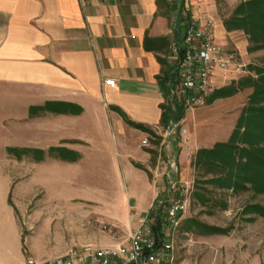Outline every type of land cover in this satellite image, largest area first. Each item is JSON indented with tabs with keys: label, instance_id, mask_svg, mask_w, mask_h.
I'll list each match as a JSON object with an SVG mask.
<instances>
[{
	"label": "crops",
	"instance_id": "1",
	"mask_svg": "<svg viewBox=\"0 0 264 264\" xmlns=\"http://www.w3.org/2000/svg\"><path fill=\"white\" fill-rule=\"evenodd\" d=\"M240 1L0 0V102L9 100L21 105L22 111L14 114L16 119L38 120L37 130L36 124L26 122L24 128L33 127L35 132L56 136L55 142L42 137L38 148L54 143L57 147L90 152L81 154L78 150L80 155L75 159H52L59 169H70L69 176L64 174L67 181L68 177L81 175V166L95 157L94 152L101 159L106 158V165L115 172L121 166L134 183L136 213L145 216L161 193L156 188L158 182L155 184L146 173L150 153L141 145L142 138L158 136L160 164L166 170L172 162L176 168L182 164L184 169L187 161L176 135L166 134L171 123L185 116L184 112L180 119L175 118L176 110L183 107L169 93L177 83L184 27L193 19L203 21L209 17L215 23L217 42L224 45V38L237 30H226L223 21ZM222 6L226 7L225 12ZM246 43L239 39L234 45L242 53ZM232 63L235 65L231 62L227 73L219 72L213 77L216 85L225 87L238 81H234L236 71ZM165 68L170 73L163 89L158 77ZM108 78L114 79V87L104 84ZM252 91L247 86L230 96L212 100L207 97V105L188 117L194 142L210 141L194 133L197 123L202 127L210 118L207 110H219L214 116L217 119L222 113L238 111L241 105L229 130L221 125L213 134L222 136L213 145L227 141ZM33 111L36 113L31 116ZM112 134L116 137L110 138ZM22 145L37 148L36 141L31 139L24 140ZM98 163L105 164L101 160ZM170 176L169 170L164 171L163 186ZM69 183L77 188L71 179ZM115 188L116 194H128L118 192L121 184ZM2 229L0 264H23L19 228L11 246L10 232Z\"/></svg>",
	"mask_w": 264,
	"mask_h": 264
},
{
	"label": "rangeland",
	"instance_id": "2",
	"mask_svg": "<svg viewBox=\"0 0 264 264\" xmlns=\"http://www.w3.org/2000/svg\"><path fill=\"white\" fill-rule=\"evenodd\" d=\"M221 9L226 11L225 6ZM231 33L233 35L224 38V45L218 43L231 54L235 63H232L236 71L234 81L254 76L252 67L264 68V49L248 51L250 42L247 35L242 30ZM239 39L247 42L242 53L234 45ZM206 105L205 101L201 106L185 109L184 119L174 121L178 122L179 130L186 128L189 138L184 169L182 164L176 168L172 162L166 170L163 163L160 164L161 141H158V136L151 134L152 139L144 137L141 141L150 153L146 173L156 181L155 184L158 182L156 188L161 193L153 203L167 200L166 205L170 204L176 200L175 193L185 189L183 199L186 200V209L180 214L178 224L174 228L165 222L163 226V238H169L173 245L172 260L165 264H264V216L247 211L252 204L264 206V194L254 192L249 185H246L247 189L232 190L209 183L217 172H209L197 165L195 158L200 148H210L213 141L222 138L213 134L221 125L229 130L242 107L240 105L238 111L222 113L217 119L214 116L219 110H207L210 118L203 122L205 125L202 127L197 123L194 133L206 136L210 141L196 144L191 136L188 117L192 111ZM226 105L229 106V103ZM20 106L9 100L0 102V228L10 232V246L19 231V247L24 260L27 257L50 258L81 244L110 246L124 243L137 226L138 219L143 217L136 213L134 183L130 174L121 166L115 172L114 168L106 165V158L101 159L98 152H94L95 157L86 166H81L80 176L68 177L77 185L76 188L67 181L70 169H59L52 159L55 156L75 159L80 153L90 152L67 146L57 147L54 143L38 148L42 137H49L55 142L56 136L45 135L40 130L35 132L38 120L34 123L33 120L26 122L14 118L16 112L22 111ZM33 112L31 116L36 113ZM227 121L230 124L225 128ZM24 122L36 124V127L24 128ZM171 135H176L174 138L183 151L179 132ZM115 137L112 134L110 138ZM28 139L36 141L37 148L22 147L24 140ZM144 139L147 145L143 143ZM100 160L105 164H99ZM84 170L88 171L86 175L82 174ZM168 170L171 176L163 186L161 176ZM59 172L63 173L62 176ZM116 176L118 181L114 182ZM119 184L121 189L118 192L128 194L115 193Z\"/></svg>",
	"mask_w": 264,
	"mask_h": 264
},
{
	"label": "built area",
	"instance_id": "3",
	"mask_svg": "<svg viewBox=\"0 0 264 264\" xmlns=\"http://www.w3.org/2000/svg\"><path fill=\"white\" fill-rule=\"evenodd\" d=\"M231 54L216 40L215 23L205 17L203 21L191 20L183 31L181 59L179 62L176 85L170 88L184 109H191L205 103L207 97L220 88L213 82V77L221 72L227 73L231 65ZM104 84L115 86L112 78L104 80ZM179 132L183 151H189V138L186 128H180L178 122L166 128V134ZM143 143L147 145V140ZM184 190L176 194V200L167 204L160 200L152 204L151 209L162 207L165 220L169 226L178 224L180 214L186 209L183 199ZM153 218L149 214L138 219L137 226L129 234L124 243L110 246H94L81 244L67 252L46 259L25 258L23 264H165L172 260V243L169 238L159 242L153 230Z\"/></svg>",
	"mask_w": 264,
	"mask_h": 264
},
{
	"label": "trees",
	"instance_id": "4",
	"mask_svg": "<svg viewBox=\"0 0 264 264\" xmlns=\"http://www.w3.org/2000/svg\"><path fill=\"white\" fill-rule=\"evenodd\" d=\"M223 25L228 31L242 30L247 35L250 42L248 51L264 49V0H241L224 19ZM252 69L255 77L246 76L236 83L214 90L208 96L212 100L230 96L243 87L253 89L228 140L216 142L210 148H200L195 158L197 165L209 172H217L209 183L232 190L247 189L246 185H249L254 192L264 194V68L254 66ZM169 73L170 70L165 68L158 77L163 89ZM176 111L175 118L180 119L184 109ZM164 117L166 120L168 115ZM125 120L135 125L127 118ZM247 211L264 216L262 205L252 204ZM149 216L153 218L152 226L159 242L163 239L165 212L157 206L155 210H150Z\"/></svg>",
	"mask_w": 264,
	"mask_h": 264
}]
</instances>
